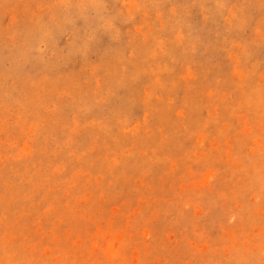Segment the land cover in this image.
<instances>
[{
  "label": "rangeland",
  "instance_id": "obj_1",
  "mask_svg": "<svg viewBox=\"0 0 264 264\" xmlns=\"http://www.w3.org/2000/svg\"><path fill=\"white\" fill-rule=\"evenodd\" d=\"M0 264H264V0H0Z\"/></svg>",
  "mask_w": 264,
  "mask_h": 264
}]
</instances>
